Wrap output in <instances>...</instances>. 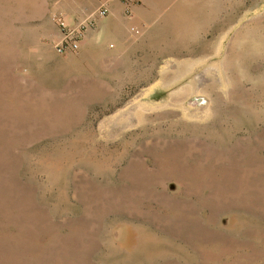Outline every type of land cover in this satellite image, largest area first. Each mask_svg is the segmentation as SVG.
<instances>
[{
    "label": "rangeland",
    "instance_id": "rangeland-1",
    "mask_svg": "<svg viewBox=\"0 0 264 264\" xmlns=\"http://www.w3.org/2000/svg\"><path fill=\"white\" fill-rule=\"evenodd\" d=\"M75 1L0 0V264H264V0Z\"/></svg>",
    "mask_w": 264,
    "mask_h": 264
},
{
    "label": "crops",
    "instance_id": "crops-1",
    "mask_svg": "<svg viewBox=\"0 0 264 264\" xmlns=\"http://www.w3.org/2000/svg\"><path fill=\"white\" fill-rule=\"evenodd\" d=\"M179 1L180 0H76L75 7L80 9L79 20H82L83 26L89 23L96 32H109V37L113 36L114 38H127L128 40H132L133 38H131L129 33V26L135 24L140 29L146 31V29H149L155 24L166 23L167 19L170 17L175 19L179 13ZM101 6L107 11L104 16L98 15ZM86 27L87 26H85V31L88 30L89 35L90 31L88 27ZM86 38L87 37H85V39ZM158 47L161 52L163 49L162 45L160 44Z\"/></svg>",
    "mask_w": 264,
    "mask_h": 264
},
{
    "label": "built area",
    "instance_id": "built-area-1",
    "mask_svg": "<svg viewBox=\"0 0 264 264\" xmlns=\"http://www.w3.org/2000/svg\"><path fill=\"white\" fill-rule=\"evenodd\" d=\"M106 9L101 6L98 15L104 16L106 15ZM84 27L81 26L77 29H72L68 27L66 24L61 23L60 31H61V38L59 42L56 44V50L59 53H63L66 51H77L80 48V41L84 35ZM137 33L139 32L137 29L133 28Z\"/></svg>",
    "mask_w": 264,
    "mask_h": 264
},
{
    "label": "bare ground",
    "instance_id": "bare-ground-1",
    "mask_svg": "<svg viewBox=\"0 0 264 264\" xmlns=\"http://www.w3.org/2000/svg\"><path fill=\"white\" fill-rule=\"evenodd\" d=\"M245 31L244 32H246V33H250L251 31H247L246 29H244Z\"/></svg>",
    "mask_w": 264,
    "mask_h": 264
}]
</instances>
